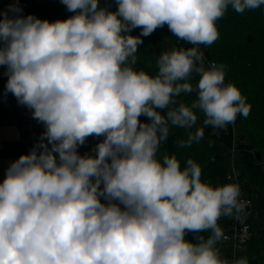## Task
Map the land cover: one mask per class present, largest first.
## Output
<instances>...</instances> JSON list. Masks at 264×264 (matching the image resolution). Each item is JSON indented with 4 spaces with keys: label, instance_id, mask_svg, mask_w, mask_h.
<instances>
[{
    "label": "clouds",
    "instance_id": "1",
    "mask_svg": "<svg viewBox=\"0 0 264 264\" xmlns=\"http://www.w3.org/2000/svg\"><path fill=\"white\" fill-rule=\"evenodd\" d=\"M114 2L112 11L100 0H61L74 15L52 22L23 15L19 0L0 12L6 93L44 126L0 183V264H249L217 247L228 239L220 218L239 219L250 203L240 185L213 186L193 159L182 167L158 152L172 128L187 133L177 147L199 143L198 114L215 129L249 116L226 66L206 65L200 45L219 39L229 6L243 14L264 0ZM165 25L192 47L163 51L154 76L137 70L143 37ZM89 137L102 139L81 154Z\"/></svg>",
    "mask_w": 264,
    "mask_h": 264
},
{
    "label": "trees",
    "instance_id": "2",
    "mask_svg": "<svg viewBox=\"0 0 264 264\" xmlns=\"http://www.w3.org/2000/svg\"><path fill=\"white\" fill-rule=\"evenodd\" d=\"M100 2L101 6L107 3L111 5L112 11L116 10L114 0ZM2 3L5 4V1ZM19 5L23 15L31 14L50 22L74 15L63 4H55L52 0H19ZM217 27L219 39L210 46L200 45L206 57L205 63L226 66L225 83H233L239 88L246 102L251 105V112L247 118L238 115L235 123L227 129L204 126L203 114H198V124L191 131L194 133L196 127L203 128L202 140L191 147L179 148L176 141L186 140L187 133L184 129L172 128V135L161 145L158 155L175 154L182 167L187 159H193L202 168V181L216 186L226 183L235 149V165L242 188L254 205V213L249 221L253 236L240 258L247 257L249 264H264V6L246 10L243 14L236 13L229 6L224 17L217 21ZM131 34L139 35L140 29H133ZM143 40L136 54L135 68L153 76L158 71L156 59L163 51L192 47L173 36L167 25L143 37ZM5 71L6 68L0 66V78H4V81L0 80V126L25 125L31 136H37L32 124L29 127L26 107L18 104L11 93H6L8 77L4 75ZM198 79L195 77L192 83L195 84ZM2 96L5 99H1ZM194 99L195 94H181L178 98L188 104ZM218 224L225 234L229 227L228 218L221 217ZM201 235L207 238L210 233ZM186 238L193 240V234L189 233ZM220 246L218 243L217 247Z\"/></svg>",
    "mask_w": 264,
    "mask_h": 264
},
{
    "label": "built area",
    "instance_id": "3",
    "mask_svg": "<svg viewBox=\"0 0 264 264\" xmlns=\"http://www.w3.org/2000/svg\"><path fill=\"white\" fill-rule=\"evenodd\" d=\"M3 1H5L6 10L8 9L9 4L14 2V0H3ZM1 99H5V97L2 96ZM28 119L30 124L29 127L31 128L32 118L30 114L28 116ZM38 139H39L38 136L34 134L32 135L33 145L38 141ZM233 153L235 154V149ZM234 154L231 157V171L226 178V183H238L241 188L240 198L250 203L247 204L245 208V212L241 215L239 219L235 217H227L229 220V227L224 235L228 237V239L222 240V243L229 250L227 258L232 260L240 258V254L246 251L247 244L252 239L253 236L252 225L249 223V221L251 220L254 213L253 202L251 201V199L247 197V194L242 188L241 180L235 165Z\"/></svg>",
    "mask_w": 264,
    "mask_h": 264
},
{
    "label": "crops",
    "instance_id": "4",
    "mask_svg": "<svg viewBox=\"0 0 264 264\" xmlns=\"http://www.w3.org/2000/svg\"><path fill=\"white\" fill-rule=\"evenodd\" d=\"M38 123L37 120L32 118V129L40 137L44 131V126L39 123V129H36ZM101 139L102 137H89L86 143L90 144L81 148L85 147L83 150L93 148ZM31 146L33 147L32 136L25 125L0 126V183L3 182L10 163L17 160L20 155L28 153L32 148Z\"/></svg>",
    "mask_w": 264,
    "mask_h": 264
},
{
    "label": "rangeland",
    "instance_id": "5",
    "mask_svg": "<svg viewBox=\"0 0 264 264\" xmlns=\"http://www.w3.org/2000/svg\"><path fill=\"white\" fill-rule=\"evenodd\" d=\"M2 2H3V1L0 0V12L6 10L5 4L2 3ZM52 2L55 3V4H62V3H61V0H52ZM25 107H26V106H25ZM26 111H27V116H29V114H30V115H31V118H32L31 110L28 109V108L26 107ZM39 126H40L39 123H38V125L36 124V129H39ZM34 128H35V127H34ZM88 142H89V141H88ZM30 143H31V140H30ZM87 144H90V143H86L84 146H86ZM31 147H32V146H31ZM84 148H85V147H83V148H79V152H80L81 154H83V153H85V152H90L91 149H92V148H86L85 150H83ZM219 243L221 244V246L219 247V250H220V252H221V255H222L223 257H226V255L229 253V250H228V248H227L225 245H223L222 241H220Z\"/></svg>",
    "mask_w": 264,
    "mask_h": 264
},
{
    "label": "water",
    "instance_id": "6",
    "mask_svg": "<svg viewBox=\"0 0 264 264\" xmlns=\"http://www.w3.org/2000/svg\"><path fill=\"white\" fill-rule=\"evenodd\" d=\"M249 40H250V38H249ZM0 80H1V81H4V78H0Z\"/></svg>",
    "mask_w": 264,
    "mask_h": 264
}]
</instances>
